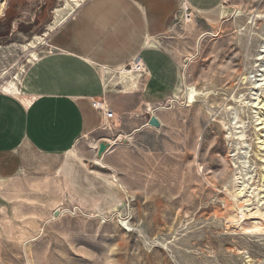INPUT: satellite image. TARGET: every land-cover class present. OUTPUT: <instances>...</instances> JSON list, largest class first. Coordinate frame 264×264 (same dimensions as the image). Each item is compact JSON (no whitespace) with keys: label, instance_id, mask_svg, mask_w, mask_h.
I'll return each instance as SVG.
<instances>
[{"label":"rangeland","instance_id":"1","mask_svg":"<svg viewBox=\"0 0 264 264\" xmlns=\"http://www.w3.org/2000/svg\"><path fill=\"white\" fill-rule=\"evenodd\" d=\"M81 1L0 0V76L19 75ZM223 8L217 21L182 12L164 34L178 87L127 115L110 167L5 181L0 264H264V231L235 223L264 215V0Z\"/></svg>","mask_w":264,"mask_h":264},{"label":"crops","instance_id":"2","mask_svg":"<svg viewBox=\"0 0 264 264\" xmlns=\"http://www.w3.org/2000/svg\"><path fill=\"white\" fill-rule=\"evenodd\" d=\"M224 1L82 0L27 61L16 87L0 89V190L19 175L41 182L67 176L77 161L110 167L122 144L113 139L131 134L123 124L127 115L178 87L177 64L161 44L164 34L185 8L206 21L221 19ZM137 54L145 72L129 80L123 68ZM100 98L116 113L114 131L92 105ZM102 140L112 143L98 156Z\"/></svg>","mask_w":264,"mask_h":264},{"label":"built area","instance_id":"3","mask_svg":"<svg viewBox=\"0 0 264 264\" xmlns=\"http://www.w3.org/2000/svg\"><path fill=\"white\" fill-rule=\"evenodd\" d=\"M184 10H185V15L187 17H189L191 15L190 10L188 8H185ZM123 71L125 73L126 72H133V74H135V73L140 74V75L143 74L145 72V66H144L142 57L139 54L134 56L132 61L129 64H127L126 66H124ZM4 76H0V89H4V86L6 84L8 86H10V83L7 82L6 80H10L12 78L11 75H9L8 79H4ZM12 76H16V75H12ZM132 79H133L132 77L129 78V80H132ZM92 105H93V107H95L96 109H98L100 112L103 113V116L105 118L104 127H107V128L111 129L112 126H114V122H112V120L116 117V113L109 106V104L106 101V99H104V98L93 99L92 100Z\"/></svg>","mask_w":264,"mask_h":264},{"label":"bare ground","instance_id":"4","mask_svg":"<svg viewBox=\"0 0 264 264\" xmlns=\"http://www.w3.org/2000/svg\"><path fill=\"white\" fill-rule=\"evenodd\" d=\"M76 4H79V3H76ZM1 6H2V3H0V12H1ZM202 35H203V33H201ZM200 34V35H201ZM29 44V43H28ZM31 44V43H30ZM34 52V51H33ZM34 57V56H33ZM32 57V58H33ZM23 69V68H22ZM127 73V75L128 76H130V77H132L133 76V72H126ZM1 76H3L2 75V73H1ZM19 75L17 74L15 77H13L12 76V79L9 81L10 82V85H12L13 87H16L15 86V80H13L14 78H16L17 79V77H18ZM7 87H8V85H5L4 86V89H7ZM193 95V90L192 89H189V98L191 97ZM183 97V96H182ZM262 100H263V98L261 99V102H262ZM258 103H260V102H258ZM264 105V102L262 103V105H261V107ZM146 108H147V110H149L150 112H152L153 110V105H148V106H146ZM263 122V120H261L260 121V123H262ZM122 137H123V135H121ZM124 138V137H123ZM114 141H116L117 142V139H115ZM58 214L57 215H59V213H60V210H61V208L60 207H58ZM228 212V211H227ZM222 213V212H221ZM241 213V212H240ZM242 214V213H241ZM234 216H235V214H234ZM233 216V217H234ZM54 217H55V215H54ZM236 217V216H235ZM242 219H236L235 220V223L236 224H238V227L240 228V229H242V230H245V229H253V230H255V231H264V215H262L261 214V210L260 209H257V210H255V211H249V212H247V213H243L242 214ZM228 218V220L230 221V222H232V221H234V220H231V217L230 216H228L227 217ZM241 221V222H240ZM232 223H234V222H232ZM251 223H254L255 224V226H251L252 224Z\"/></svg>","mask_w":264,"mask_h":264},{"label":"water","instance_id":"5","mask_svg":"<svg viewBox=\"0 0 264 264\" xmlns=\"http://www.w3.org/2000/svg\"><path fill=\"white\" fill-rule=\"evenodd\" d=\"M148 122L149 124H153V125H159L161 123L160 119L156 115H150ZM115 139H117V141L120 142L122 141L123 137L121 135H118ZM110 145H111L110 141L102 140L99 143V147L97 151L98 156H101L105 151H107ZM58 211H59L58 208L55 209V211L53 212V215L57 216Z\"/></svg>","mask_w":264,"mask_h":264}]
</instances>
